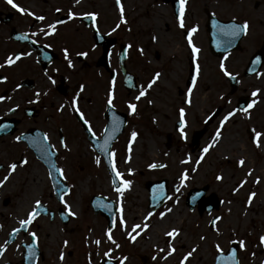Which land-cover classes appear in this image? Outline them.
<instances>
[{
	"label": "rangeland",
	"instance_id": "1",
	"mask_svg": "<svg viewBox=\"0 0 264 264\" xmlns=\"http://www.w3.org/2000/svg\"><path fill=\"white\" fill-rule=\"evenodd\" d=\"M79 3L85 7V11H99L103 28H122L126 40L133 41L134 44L139 90L145 88L147 91L139 101L135 100L139 90L130 96V103L137 105L134 112L128 111L125 104L129 121L112 149L116 170L121 173L120 179L132 181L134 189L131 191L128 187L122 194H117L111 174L104 167L102 159L97 163L94 152L92 154L81 145L79 150L89 158L87 167L79 173L71 170L73 172L69 174L73 186L68 205L73 206L75 215L65 227L59 225L53 241L56 249L45 253L44 259L37 264H99L103 258L113 259L117 264H121V261L123 264H181V260L189 252L192 254L184 264H214L216 252H225L231 242L238 244L239 264H264V245L259 239L264 235V194L261 196V184L255 186L259 172L253 171L261 166V146L249 143L246 138L244 122L250 121L247 116L236 115L220 126V121L234 107L237 97L226 90L220 93L223 90L222 81L213 75L205 48H202L201 58L197 57L200 74L195 86H191L193 91L189 96L186 77L189 59L193 55L183 38L184 31L195 26L198 32L196 41L200 38L202 46L206 47L205 23L208 12L222 20L248 22L244 37L245 48H253L255 43L260 45L261 17L264 16V5L261 14V0H186L183 28L174 17L171 0H121L126 21L124 23H121L116 0H79L77 5ZM231 63L232 60L229 61ZM156 72L161 75L148 89V82ZM256 89L259 92L253 97L251 93ZM239 91V94L249 97L250 103L257 101L253 105V115L261 125L260 140L264 142L261 77L256 75L245 78ZM189 99L190 103H186ZM216 107L223 109L218 114L220 116L214 122L204 125ZM180 108L185 109V127L175 130L174 124L180 118ZM218 127H221L222 139L215 142V146L204 154L201 163L197 165L196 160L200 158L203 148L212 143ZM201 128L202 133L205 129L207 132L201 139H197L199 147H196L191 139L192 133ZM132 131L138 135L132 137ZM136 139L141 140L140 151L137 159L128 164ZM241 159L245 166L240 163ZM153 163H162L165 167L149 168ZM193 168L196 171L193 172ZM182 174L187 177L183 182ZM217 175L222 178L217 180ZM160 179L166 180L169 198L152 212L148 207L149 193L145 183ZM241 181H244L243 185ZM203 186H207L204 198L214 195L219 200L217 208L206 210L200 209L198 205L190 208L186 204L188 192ZM238 189H242L241 194ZM252 193L255 195L249 204L248 197ZM92 195L104 196L115 205V227L112 226L111 233L115 243L107 239L105 216L93 212L90 206ZM174 204L181 208V217H176L174 223L170 221L165 226L172 227L171 230L177 229V235H182L183 238L172 243L175 236L157 233L156 245L144 246L146 234L160 218L159 213H167ZM118 209H122V212ZM138 212L144 218L148 212L153 215L147 221L143 218L137 222L134 214ZM121 215L125 220L123 226L119 225ZM216 217L221 219L215 225H210ZM144 223L149 227L140 232L141 237L139 235L135 240L130 239L129 232L136 234L132 226H142ZM97 239L101 241L99 245L94 243ZM240 240L245 242L243 249L239 247ZM169 243L173 249L171 254ZM142 258H145V262Z\"/></svg>",
	"mask_w": 264,
	"mask_h": 264
},
{
	"label": "flooded vegetation",
	"instance_id": "2",
	"mask_svg": "<svg viewBox=\"0 0 264 264\" xmlns=\"http://www.w3.org/2000/svg\"><path fill=\"white\" fill-rule=\"evenodd\" d=\"M13 4L17 7H13ZM263 5L261 0V14ZM21 8L25 11L21 12ZM69 11L73 13L71 19ZM85 13H95V20L86 17ZM36 16H44L45 19L39 21ZM100 18L99 11H85L82 3L77 5L74 0H12V4L8 0H0V77H6L0 80V96L5 97L0 101V125L6 126L0 130V180L9 176L0 185V245H4V251L0 253V264H37L44 259L45 253L56 249L53 241L59 225L65 227L73 219V206L68 205L73 186L69 174L73 171L81 172L87 167L89 159L79 150L80 146L83 145L92 154L94 152L95 157L99 156L107 170L105 157L96 150L95 143L106 136L110 118L121 120L123 114L125 127L128 124L125 104L128 107L130 96L137 93L140 82L134 44L133 41L126 40L122 28H103L104 23L100 22ZM56 21L61 23L57 24L53 34L44 35L40 31L42 28L47 31V26ZM205 31L206 47L202 46L200 38L196 41L197 31L192 35L193 44L199 52L195 58L189 59L187 86H193L188 84L192 65H195L197 82L200 74L197 57L201 58L202 48H205L213 75L222 81L223 90L220 93L226 90L237 97L234 107L229 110H236L230 118L236 115L247 116L250 121L244 122L246 138L249 143L261 146V166L253 171L259 172L255 186L261 184L262 196V129L254 119L253 107L247 112L240 111L241 108H247L250 102L247 95L239 94V90L245 78L260 76L261 105L264 103V16L261 17V44L255 43L250 49L244 46L247 33L244 32L236 48L225 53L214 51L209 43L207 28ZM187 32L184 31L183 34L186 42ZM25 34L27 38H24ZM188 48L193 55L189 45ZM260 48L261 64L257 71L245 74L252 56ZM65 49L72 67L68 66L65 59ZM80 52L86 55H78ZM17 53L28 55H23L10 66L5 65L6 58ZM221 60H224L231 77L225 76L220 70ZM49 76L52 80H49ZM129 76L132 77L131 82L127 79ZM17 85L20 87L17 88ZM110 88L114 97L112 105L107 103ZM241 90L243 92V88ZM36 92L41 94L38 100ZM73 98L78 111L72 105ZM61 105H64L62 109ZM215 110L218 112L211 122L220 116L218 114L223 109L216 107L212 113ZM128 111L131 110L128 108ZM81 115L88 120L87 125L83 123ZM175 124L174 128L177 130ZM241 133L243 134L242 130ZM255 133L260 135L256 136ZM45 135L47 140H44ZM18 136L19 140L16 139ZM120 136L121 134L110 147L113 164L115 161L112 149ZM61 140L66 147L61 144ZM195 145L199 147V142ZM12 163L17 164L15 170L9 168ZM57 184L64 189L63 192L59 191ZM37 200L40 201L39 205L35 203ZM33 209H38L33 213V221L21 226L20 221L26 220ZM32 233L36 234L35 241Z\"/></svg>",
	"mask_w": 264,
	"mask_h": 264
},
{
	"label": "snow or ice",
	"instance_id": "3",
	"mask_svg": "<svg viewBox=\"0 0 264 264\" xmlns=\"http://www.w3.org/2000/svg\"><path fill=\"white\" fill-rule=\"evenodd\" d=\"M8 2H9L10 4H12V0H8ZM76 2L78 3L79 0H76ZM116 3H117V6H118V8H119V11H120V20H121V23H124V22H126V21H125V17H124V9H123V6H122V4H121V0H116ZM185 4H186V0H178L179 8H178V17H177V19H178V22H179V25H180L181 28L184 27V22H183L182 17H183L184 11H185ZM13 7H17V6H16L15 4H13ZM20 11L23 12V11H25V10L21 8ZM57 11H60V10L57 9ZM29 15H33V14H32V13H29ZM84 15H85L86 17H88L89 19H92V20H95V18H96V14H95V13H85ZM68 16H69V18L71 19V18L73 17V13H72L71 11H69ZM35 18H36L37 20H39V21H43V20L45 19L44 16H36ZM58 23H61V21H56V22H54V23L49 24V25L47 26V28H48L47 31H45L43 28L40 29V31L43 32L44 35H50V34H53V33L56 31V26H57ZM248 26H249V25H248V22L245 21L243 24H236V25L229 26V28H228L227 30H226L225 28L221 27V28H220V34H221L222 36H228V37H233V38H234V37L238 36L242 31H245V32H246ZM117 27H119V25H117ZM196 31H197V28L194 26V27H192L190 30H188V32H187V43H188V45H189L190 48H191V52H192L194 58L196 57L197 53L199 52V49L193 44V40H192V35H193ZM33 35H35V33H33ZM24 38H27V35H26V34H25ZM155 39H156V37L154 36V37H153V40H155ZM231 42H232L231 39H228V40H226V41H223V43H226V44H228V45H230ZM129 47H130V46H129ZM140 51H141V53H142V49H141ZM126 52H127V50H125V54H126ZM64 54H65V59L67 60L68 66H69V67H72V61H71V59L68 58V51H67V49L64 50ZM23 55H28V53H17V54H15V55H9V56L6 58V60H5L4 63H5V65H9V66H10V65L14 64L15 62H17L18 60H20L21 57H22ZM78 55H80V56H85L86 53H84V52H80V53H78ZM226 58H227V57H225V59H226ZM259 59H260V58L257 57L253 62H254V63H259ZM219 67H220V70L223 72V74H224L225 76H228V77H231V76H232V74L229 73V72L226 70L224 60H221ZM250 71H256V69H250ZM160 75H161V73H159V72H156V73L153 75L152 79L148 82V85H147V88H148V89H150V88L153 86V84L158 80V78L160 77ZM48 78H49V80H52V77H51V76H49ZM233 78H234V77H233ZM4 79H6V77H0V80H4ZM127 79H128L129 82L132 81V77H131V76L127 77ZM53 82H54V81H53ZM192 83H193V86H195V83H196V76H193V77H192ZM19 87H20V85H17V88H19ZM80 87H81V89H83V85H81ZM146 91H147V89H145V88H141V89L139 90V94L135 97V100L139 101L142 97H144L145 94H146ZM187 91H188V94H189V96H190L191 93H192V91H193V87H189ZM258 92H259V89H256V90H254V91L251 93V95H252L253 97H256ZM45 94H46V93H45ZM40 95H41L40 92H36V93H35V96H36V99H37V100L39 99ZM113 98H114V97H113V91H112V89L110 88V90H109V92H108V99H107V103H108V105H112V103H113ZM4 99H5V97L0 96V101H3ZM185 102H186V103H190V99H189V100H186ZM256 102H257L256 100H253L251 103H249V104L247 105V108H241L240 111H242V112H247V110L250 109V108H252L253 105H254ZM149 103H151V101H149ZM72 105H73V107H74V110L78 111V109L75 108V105H76V100H75V98H73V100H72ZM63 107H64V105H61V106H60L61 109H62ZM136 107H137V105H136L135 103H129V104H128V108H129L130 110H132L133 112L135 111ZM235 111H236V110L233 109L232 111H229V112L223 117V119L220 121V126H221V127L224 125V123H225L230 117L233 116V114H234ZM179 114H180V128H181V130H182V129H184V127H185V109H184V108H180V109H179ZM80 118L83 120V123H84L85 125H87V124L89 123L88 120L84 119L83 115H81ZM114 126H115V127H118V122H117V121H114ZM4 127H6V126H5V125H0V130H2ZM221 127H218V128H217V130H216V134H215V136L212 138V143H210L209 145H207V146H205V147L203 148V150H202V152H201V155H200V158H198V159L196 160V164H197V165H199V164L201 163V161H202V159H203V157H204V154L208 153L209 150H210V148L213 147V146H215V142L218 141V140L220 139ZM89 131H91L90 128H89ZM137 135H138L137 132H135V131H132V132H131V136H132V137H136ZM255 135H256V136H259L260 133H255ZM16 139L19 140L20 137L18 136V137H16ZM44 140H47V136H46V135H45V137H44ZM34 142H36V141H34ZM107 143H108V139H105V141H104V145H107ZM61 144L64 145V146L66 147L65 142H64L63 140H61ZM104 145H101V147H102V149H103L105 152H107L108 150H107L106 147H104ZM109 155H111V153H109ZM96 162H97V163L100 162V157H99V156L96 157ZM184 162H187V161H182V163H184ZM110 163H112L111 160H110ZM240 163H241V164L243 163V159H241ZM53 167H55V166H53ZM156 167L163 168V167H165V165L162 164V163H161V164L153 163V164H150V165H149V168H156ZM9 168H10V170H15V169L17 168V164H16V163H12V164L9 165ZM111 170H112V173H113L112 184H113V186H114V191H115L117 194H122L123 190L126 189V188H128V187L131 185L132 181L127 180V179L121 180V179H120V177H121V173L118 172V171L116 170V167H115L114 164H112V168H111ZM56 171L59 172L60 170H59V169H56ZM192 171H193V172L196 171V168H193ZM129 172H131V169L129 170ZM8 178H9V176L6 175V176L4 177L3 180H0V185H2L4 182H6ZM186 178H187V177H186V174H182V175H181V181H182V182H183V180H185ZM221 178H222V177H221L220 175H217V177H216L217 180H220ZM240 183H241V185H243L244 181H241ZM118 185H121V186H118ZM57 188L59 189L60 192H63V191H64V189L61 188L59 184H57ZM163 188H164V185H163V184H160V185L156 186V189H154V191H160V192L162 193ZM177 190H179V189H177ZM234 191H236V189H234ZM254 195H255L254 193H252V194L249 195V197H248V201H247L249 204L251 203L252 198H253ZM35 203H36V205H39V204H40V201L37 200ZM98 206L105 207V208H109V207H110V205H108V204L98 205ZM66 207H67V206H66ZM37 211H38V209H33L32 212H29V213H28V217H27V219H26V220H21V221H20L21 226H26V225L30 224V223L33 221V219H34V214H33V213H34V212H37ZM118 211L122 212V209H118ZM168 211H171V210L169 209ZM165 214H166L165 212H160V213H159V215H160L161 218H163V217L165 216ZM71 215L74 216L75 213L73 212V213H71ZM152 215H153L152 212H148L147 215H146L145 218H144L145 221H147L148 218L151 217ZM220 219H221L220 217H216V218L212 221V224L215 225V224H216V221H218V220H220ZM124 224H125V220H124L123 216L121 215V217H120V219H119V225H120V226H123ZM113 227H115V224H113ZM113 227H109V228L106 230V236H107V239H108L109 241H112L113 243H115V241L113 240V237H112V235H111V233H112V231H113ZM148 227H149V225H148L147 223H144L142 226H141V225H133V226H132V230H133V232H135L136 234H135V235H132V232H129V233H128L129 238L132 239V240H135L136 237L140 235V232H142L143 230L147 229ZM136 229H140V231H136ZM13 231L15 232L16 230H13ZM177 234H178V230H177V229H172V230H170L169 232L166 233V235L169 236V237H174V236H176ZM31 236H32L33 241H35V239H36V234H35V233H32ZM201 239H203V237H201ZM259 239H260L261 244L264 245V235L260 236ZM6 243H7V241H6ZM65 243H67V242L65 241ZM94 243L97 244V245H99V244L101 243V241H100L99 239H97L96 241H94ZM116 246L119 247V245H116ZM216 247H217V249H219V245H217ZM239 247H240L241 249H243V248L245 247V242H244L243 240H240V241H239ZM172 250H173V249H172V244L169 243V254H171V251H172ZM3 251H4V245H0V253H2ZM193 251H195V249H193ZM191 254H192L191 252L187 253V254L184 256V258L181 260V264H184V261L187 260V259L191 256ZM107 255H108V253L106 252V253H105V256H107ZM61 259H63V255H61ZM121 264H123V261H121ZM236 264H239V261H238V260L236 261Z\"/></svg>",
	"mask_w": 264,
	"mask_h": 264
},
{
	"label": "water",
	"instance_id": "4",
	"mask_svg": "<svg viewBox=\"0 0 264 264\" xmlns=\"http://www.w3.org/2000/svg\"><path fill=\"white\" fill-rule=\"evenodd\" d=\"M174 14L176 17H178V0H172ZM236 24H242L240 22H237L235 20H221L217 18L216 16L209 14L207 17L206 22V28L209 34V43L211 45V49L218 52H228L232 49L236 48L239 44V40L241 39V36L244 31H242L238 36L236 37H228V36H222L220 34V28L223 27L226 30L229 28V26L236 25ZM228 39H231V44L228 45L226 43H223V41H226ZM259 57V63H254L253 61ZM261 64V49L257 53H255L249 64L248 68L245 71V74H250L254 71H250V69H258L259 65ZM195 76V65H192L191 70L189 72V79L188 83L192 84V77ZM121 120L118 118H110L107 126H106V136L101 140L97 141L95 143V148L98 152L102 153L105 157V161L107 164V168L111 173L112 180H113V173H112V164L110 163V160L112 162V157L109 155V150L111 147V144L113 141L117 138V136L123 132L124 126H125V117L123 114H121ZM114 121L118 122V127L114 126ZM176 128H180V121L176 123ZM201 131L194 132L192 141L193 143L197 142V139L201 135ZM105 139H108L107 145H104ZM101 145H104V147L107 148V152H105ZM163 184L164 188L162 190V193L160 191H154L156 189V186ZM119 186V185H118ZM145 186L148 190L149 196H148V207L151 208V211L153 212L155 209H157L163 202H165L169 198V194L167 192V184L165 179H160L156 181H148L145 183ZM207 190V186H203L201 188H193L191 189L186 197V204L190 208H194L197 204L200 209H206L211 210L218 206L219 202L217 201L216 197L211 195L207 198H203L205 192ZM60 194V192H59ZM90 204L92 207V210L97 213L100 212L102 215H104L107 218V226L112 227L114 223V214H115V205L111 200H106L104 196L100 195H94L90 199ZM108 204L110 205L109 208L101 207L98 205H104ZM213 221V220H212ZM211 221V224H212ZM237 249L238 244L236 242H231L229 245V248L226 250V252H217L215 255V261L214 264H236L237 259ZM143 261H145V258H142ZM101 264H116L114 260H110L107 258H104L100 262Z\"/></svg>",
	"mask_w": 264,
	"mask_h": 264
},
{
	"label": "bare ground",
	"instance_id": "5",
	"mask_svg": "<svg viewBox=\"0 0 264 264\" xmlns=\"http://www.w3.org/2000/svg\"><path fill=\"white\" fill-rule=\"evenodd\" d=\"M222 139V137H220ZM140 139H136L132 145V149H131V155L129 156V159H128V164L134 160V159H137V155L140 151L139 149V146H140ZM242 150V148H241ZM134 189V186L133 184H131L129 186V190H133ZM239 190V194H241L242 192V189H238ZM171 211H168L165 216L163 218H159L152 226H151V229L149 231V233L146 234V240L145 243L143 244L144 246L146 244H151L152 246H155L157 241H158V236H157V233L161 234V235H166L167 232H169L171 230L172 227H166L165 224L172 221V223H174V219H177L176 217H181V208L180 207H177L176 204H174V206L172 207V209H170ZM135 215V219L137 222H140L144 216L138 212ZM133 215V216H134ZM142 233L140 234V237H141ZM183 238L182 235H176L173 240H172V243H176V241H179ZM166 252V250H165Z\"/></svg>",
	"mask_w": 264,
	"mask_h": 264
}]
</instances>
